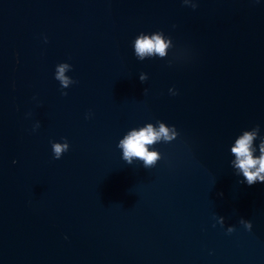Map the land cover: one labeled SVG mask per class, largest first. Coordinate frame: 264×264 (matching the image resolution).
<instances>
[{"label": "water", "instance_id": "water-1", "mask_svg": "<svg viewBox=\"0 0 264 264\" xmlns=\"http://www.w3.org/2000/svg\"><path fill=\"white\" fill-rule=\"evenodd\" d=\"M191 2L0 0V264H264V183L230 165L264 136V0ZM154 32L166 57L137 60ZM156 121L178 133L156 166L125 163Z\"/></svg>", "mask_w": 264, "mask_h": 264}, {"label": "clouds", "instance_id": "clouds-1", "mask_svg": "<svg viewBox=\"0 0 264 264\" xmlns=\"http://www.w3.org/2000/svg\"><path fill=\"white\" fill-rule=\"evenodd\" d=\"M186 6H191L195 9L196 4L191 0H182ZM45 42H47L45 38ZM171 45V40L164 36L162 32H154L151 34L140 33L134 39L132 45L134 55L137 60L143 61L149 57L164 58L167 55L166 49ZM72 66L68 63H59L55 66L54 79L59 82L61 89H66L75 81L66 75ZM147 79L144 73H141L139 80L141 82ZM172 91L171 89L169 90ZM175 94V93H173ZM61 95H67L66 92H61ZM87 118V116H86ZM39 124L34 125L33 130L38 128ZM259 127H253L251 131H244L236 140L234 145L230 147L231 155L235 157L230 162V165L236 171L237 176H242V183L251 186L256 183H264V136H258ZM178 133L174 126H166L160 121L156 124L146 123L143 127L128 131L117 143L116 147L122 153V160L131 165L133 161L142 162L145 169H150L156 166L161 159V154L154 149V145L160 142H171L177 137ZM63 139V138H62ZM259 139V155H255L257 147L254 146V141ZM51 150L54 159H60L62 154L69 150V144L66 140L63 143L50 141ZM151 148V150H150ZM217 222L223 226V217H218ZM245 230H251L252 224L250 221L241 219L239 221ZM234 229L229 227L228 233Z\"/></svg>", "mask_w": 264, "mask_h": 264}]
</instances>
